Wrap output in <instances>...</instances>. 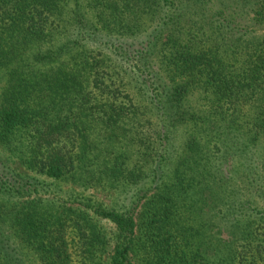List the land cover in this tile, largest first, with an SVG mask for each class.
I'll return each mask as SVG.
<instances>
[{
    "label": "trees",
    "instance_id": "1",
    "mask_svg": "<svg viewBox=\"0 0 264 264\" xmlns=\"http://www.w3.org/2000/svg\"><path fill=\"white\" fill-rule=\"evenodd\" d=\"M3 79L0 264H264V0H0Z\"/></svg>",
    "mask_w": 264,
    "mask_h": 264
},
{
    "label": "rangeland",
    "instance_id": "2",
    "mask_svg": "<svg viewBox=\"0 0 264 264\" xmlns=\"http://www.w3.org/2000/svg\"><path fill=\"white\" fill-rule=\"evenodd\" d=\"M2 87H4V79L3 82L0 84V91L2 90ZM14 167L19 169L20 172L27 174L29 176H33V177H38L40 178L42 181H45L47 183H51L52 185V191L56 194L59 195L62 198H68L71 194H79L82 193L84 194V196H88V197H94L97 198L100 201H103V203H105L106 205H113V204H124L125 200L128 198H131L132 200H134L136 198V196L138 195L139 191H141L143 189L144 186H135L132 187L130 189L124 190L121 192V190H114V191H106L104 189H97L95 188H89L87 190H84L83 188H79V187H74L72 185L69 184H65V183H59L50 180L49 178L45 177V176H36L35 174H31V173H27L24 172V170L16 163H14ZM138 197H140V195H138ZM127 201V202H128ZM126 202V203H127ZM102 224L104 225V227L107 228V230H114V226L111 223L102 221ZM113 246H110V250H112ZM102 264H110L109 262V253H107L106 255H103L102 257Z\"/></svg>",
    "mask_w": 264,
    "mask_h": 264
}]
</instances>
